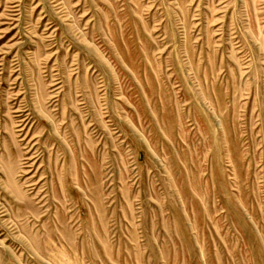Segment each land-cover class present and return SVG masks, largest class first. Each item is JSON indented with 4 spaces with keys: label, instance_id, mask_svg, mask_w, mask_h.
<instances>
[{
    "label": "rangeland",
    "instance_id": "obj_1",
    "mask_svg": "<svg viewBox=\"0 0 264 264\" xmlns=\"http://www.w3.org/2000/svg\"><path fill=\"white\" fill-rule=\"evenodd\" d=\"M0 264H264V0H0Z\"/></svg>",
    "mask_w": 264,
    "mask_h": 264
}]
</instances>
